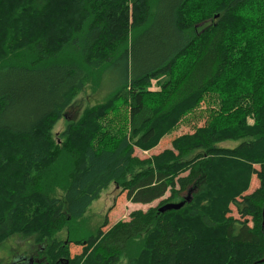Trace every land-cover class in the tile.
Returning a JSON list of instances; mask_svg holds the SVG:
<instances>
[{"label": "trees", "instance_id": "trees-1", "mask_svg": "<svg viewBox=\"0 0 264 264\" xmlns=\"http://www.w3.org/2000/svg\"><path fill=\"white\" fill-rule=\"evenodd\" d=\"M140 45L162 50L130 67ZM117 61L120 84L55 135ZM4 74L25 82L0 89V243L49 238L34 264H117L125 254L127 264H264V0H0ZM34 88L42 111L3 123ZM206 101L202 126L149 158L135 154ZM111 183L131 202L159 203L87 234L81 219ZM185 192L183 207L159 210Z\"/></svg>", "mask_w": 264, "mask_h": 264}, {"label": "rangeland", "instance_id": "rangeland-1", "mask_svg": "<svg viewBox=\"0 0 264 264\" xmlns=\"http://www.w3.org/2000/svg\"><path fill=\"white\" fill-rule=\"evenodd\" d=\"M162 23H166L165 20H162ZM158 32L159 29L157 28L150 38L151 41L157 42ZM159 50L162 49H144L143 45H140L139 49H136L133 55H130L129 66L134 67L135 65V67H137L140 66L141 62L144 60H153L151 57L157 54ZM150 53L152 54L150 55ZM124 74V66L120 61L108 67L99 85V81L97 85L91 83L77 95L72 104L65 110L63 117L55 124L53 129L54 134L58 135L70 121L79 118L86 107L104 102L115 87L120 84L124 78ZM24 82L25 78L22 75L4 74L0 76V89L18 86ZM158 87L154 86L152 90H158ZM38 90V88H34V92L33 89H31V91L17 96L13 104L2 117V122L13 126L26 125L32 118L36 117L43 109V104L40 99L41 96ZM207 106L206 101L202 104L200 110L187 116V118L178 124L173 131L165 135L156 147L150 150L136 148L135 154L139 158L145 159L169 148L170 142L174 138L185 133L193 132L196 127L202 126L206 122L208 114L205 112V109ZM242 122L248 124L251 123L252 120L247 117ZM238 143L239 142H223L220 145L232 148ZM255 185L254 178L250 190L254 189ZM189 193L190 192H185L183 197L188 196ZM179 202L181 201L172 203ZM158 203L159 200H156L151 205L131 202L127 199L126 193H122L115 183H111L109 187L101 193L100 197L90 205L82 217L81 222L86 228L87 234L95 233L105 222H107V225L103 227V230L106 231L119 221L128 220L132 211L147 209L149 206H157ZM56 237L58 239H66L67 231L63 230L61 233L57 234ZM49 242V238H45L42 242H38L36 236L25 237L21 234L13 235L6 241L0 243V264H23L21 263L23 259H27V261L34 258L44 260V256L41 254L46 252V245ZM135 248L136 247L133 249L130 248V252H134ZM70 250L73 256L80 253L82 247L72 244ZM127 259L128 257L126 254L122 255L117 264H127Z\"/></svg>", "mask_w": 264, "mask_h": 264}, {"label": "water", "instance_id": "water-1", "mask_svg": "<svg viewBox=\"0 0 264 264\" xmlns=\"http://www.w3.org/2000/svg\"><path fill=\"white\" fill-rule=\"evenodd\" d=\"M192 200V193L190 192L188 196L184 197L183 201L179 203H167L159 208L160 211L164 212L171 209H180L185 205L186 202H190ZM264 258L260 260L259 262H263Z\"/></svg>", "mask_w": 264, "mask_h": 264}, {"label": "flooded vegetation", "instance_id": "flooded-vegetation-1", "mask_svg": "<svg viewBox=\"0 0 264 264\" xmlns=\"http://www.w3.org/2000/svg\"><path fill=\"white\" fill-rule=\"evenodd\" d=\"M37 261H39V259H37V258L29 259L28 261H27V259H23V261L21 263H23V264H34Z\"/></svg>", "mask_w": 264, "mask_h": 264}]
</instances>
